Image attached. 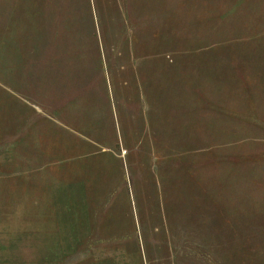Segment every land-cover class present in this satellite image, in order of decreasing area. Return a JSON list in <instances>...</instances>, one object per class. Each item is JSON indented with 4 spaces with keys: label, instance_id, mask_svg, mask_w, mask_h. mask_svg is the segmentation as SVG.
I'll list each match as a JSON object with an SVG mask.
<instances>
[{
    "label": "rangeland",
    "instance_id": "obj_1",
    "mask_svg": "<svg viewBox=\"0 0 264 264\" xmlns=\"http://www.w3.org/2000/svg\"><path fill=\"white\" fill-rule=\"evenodd\" d=\"M120 1L136 11L126 30L136 29L139 45L124 39L117 21L111 35L124 39L117 59L135 47L158 51L155 94L140 105L167 113L168 138L152 139L149 123L148 140L129 148L124 108L111 98L101 123L112 134L108 154L97 146L102 155L66 153L57 188L45 180L48 171L25 183L17 171L33 170L23 152L29 156L25 140L38 121L27 105L14 130L0 127V264H264V0ZM104 7L102 0H0V111L5 98L51 104L46 84L47 94L85 99L94 94L87 86L101 80L89 72L97 58L109 80L118 50L111 44L108 56L102 41ZM144 76L150 84L152 72ZM88 110L78 118L81 131L95 126ZM75 134L79 153L87 142Z\"/></svg>",
    "mask_w": 264,
    "mask_h": 264
},
{
    "label": "crops",
    "instance_id": "obj_2",
    "mask_svg": "<svg viewBox=\"0 0 264 264\" xmlns=\"http://www.w3.org/2000/svg\"><path fill=\"white\" fill-rule=\"evenodd\" d=\"M102 1L106 3V7H104V24H106V26L108 27L106 37L102 38V41L103 44L106 45L108 56L112 54L110 48L111 44L115 45L116 49L118 50L114 52V55L112 54V59L115 58L116 61H113L112 59L110 60L113 67L110 70L111 73L109 71V80L107 79V77L103 76L100 68V60L99 58H97V60H95L96 62H94L95 64H93V67H95V69H93L92 72L90 69L89 72L90 74H94L93 71L95 72V74H98L99 72L98 79L101 80L99 81V84L94 86L93 88L92 86H87V89L92 90L94 94L90 93V95H87V97L83 100L73 102L75 96L71 95L70 97H67V95H69L67 94V90L65 91V93L54 92L55 94H47V90L49 91L48 87L50 89L52 87L51 85L46 84L44 87V91L46 95H48L47 102L51 103L53 101L54 103H43L40 100H34L33 97L31 101H28V99H22L21 97H19V99H16L15 97L16 103L8 101L7 98H5L2 102L3 106L1 107L0 111V127L6 122L7 128L5 127V129H7V131L14 130L15 126L20 124V122L22 121L20 120V118L23 119L26 115L29 114H26V112H29L31 106H33V108L37 109L38 111V121L31 125L30 132L28 133V138L25 140L26 143L28 141V145L25 147L28 148L29 156L28 154H26V152H23V155L25 157L24 162L28 160L27 163L29 164V166H31L29 168H33V170L24 168L22 171H17L23 174V181L25 183L34 181L39 182L40 179L33 180V178H30V181H28L27 175L29 174L35 176L36 174H40L43 171H48L49 174V177L46 174V181L47 179H49L51 182L56 181V174H60L62 169L67 170L66 168L68 166H66V168H62L64 161L63 158L64 156H66V153L69 154L68 156H71V159L74 160L76 158H79L80 156L86 158L102 155V153L100 154L94 149V146H97L99 148H105L103 149V152L104 154H108L109 150L106 148V146L111 147V141L109 140L111 133H109L107 127L102 126L101 123L105 124L110 115L111 98L113 99L114 103L118 105V107L124 108L123 114L120 113L119 118L122 119L123 117H127V129L129 128V131L126 136V144L129 148L133 147V142L136 140H148V130L146 131V124L149 123L151 124V126H149L152 133V139L154 137V134H161L162 137L160 138L164 140L168 138L167 132L162 130L163 126H165L164 121L166 120V117L163 116H167V113L164 114L163 111L160 112L159 110H161V108L158 105L154 106L153 104L151 105L152 111L150 112V114H147L146 103H143L142 107L140 105L141 100H145L147 97L149 98L153 94H155V85H157V82L159 81L158 77L161 69L158 51L154 52V55L140 54L138 49L135 47L130 53L126 54L127 57L120 56L121 58H119L118 60L117 57L121 49L120 46L121 44H123L124 39L129 38L128 36H130L131 31L127 33V30L130 29V26L133 27L132 19L129 14L136 13V11L130 10L128 5L126 7L124 2L120 0ZM120 4H122V6ZM110 5L113 6V10L109 7ZM139 9L140 12H142V6H140ZM86 10L89 13L93 10V7L88 4L86 6ZM112 11L115 12V16ZM117 21L123 24V31L125 34H122L125 35L124 39H122V36L120 38L111 35L114 29L117 30ZM89 23L90 22L88 16L87 25ZM91 34L92 36L89 38H91L90 40L92 41L93 48L96 50V43L93 42V39L95 40L96 35L92 32ZM93 35L95 36V38L93 37ZM130 37H132V42L135 45H139L136 35V29H134V33ZM115 42L117 44H114ZM93 43H95V46ZM136 52L139 55H137ZM142 59L149 61L153 60V62H151V65L145 66L143 69H141L139 68V65L142 64ZM149 71H151L153 74L150 84H148L144 79L146 78L144 75ZM89 72L87 73L88 80L92 83L94 79L91 75H89ZM140 93H142V95H144L145 97L143 98ZM59 97L62 99L61 101ZM27 105L30 107H28ZM140 107L142 109L139 116L138 108ZM2 109H4V111L6 112H4ZM87 110L90 116L92 115L93 117V121L90 123L91 125L95 126L93 128L89 127L87 131H81L80 125L77 124L78 121H80L78 118L87 113ZM3 113L4 115L6 114L7 117V119L5 120H2ZM137 122L140 126L135 125L137 124ZM153 124L155 125L152 126ZM63 125H68L73 128L68 131L67 129L62 127ZM82 128L86 127L83 126ZM143 129L145 130V132H140ZM73 131L75 133L84 134L83 138L87 142L86 150L84 148L82 152L77 153L78 150L74 152L76 148L70 142V140L72 139L74 142L78 143V138H80L81 136L79 137V135H76L75 133H73ZM140 134H143V136H139ZM104 139H106L109 144L104 143V146L101 145L100 142ZM154 139L158 140V137H154ZM82 144H85V142H82ZM61 149L63 150V152H61ZM64 149H66L67 152H64ZM127 151L128 150L126 148H122L120 150V156H127ZM8 155L10 156V154ZM49 186H51V188H57L58 184L52 182V185L49 184Z\"/></svg>",
    "mask_w": 264,
    "mask_h": 264
}]
</instances>
